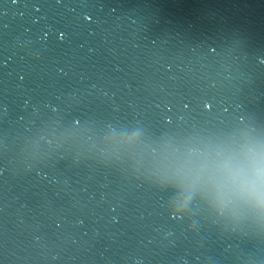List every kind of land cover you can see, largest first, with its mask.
I'll use <instances>...</instances> for the list:
<instances>
[{
  "label": "water",
  "instance_id": "obj_1",
  "mask_svg": "<svg viewBox=\"0 0 264 264\" xmlns=\"http://www.w3.org/2000/svg\"><path fill=\"white\" fill-rule=\"evenodd\" d=\"M0 264H264V0H0Z\"/></svg>",
  "mask_w": 264,
  "mask_h": 264
}]
</instances>
